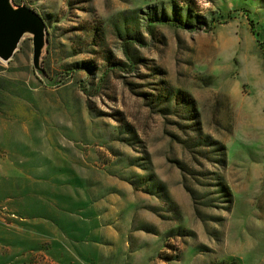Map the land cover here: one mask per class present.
<instances>
[{
	"label": "rangeland",
	"instance_id": "374dc122",
	"mask_svg": "<svg viewBox=\"0 0 264 264\" xmlns=\"http://www.w3.org/2000/svg\"><path fill=\"white\" fill-rule=\"evenodd\" d=\"M11 3L0 264H264V0Z\"/></svg>",
	"mask_w": 264,
	"mask_h": 264
},
{
	"label": "water",
	"instance_id": "95a60500",
	"mask_svg": "<svg viewBox=\"0 0 264 264\" xmlns=\"http://www.w3.org/2000/svg\"><path fill=\"white\" fill-rule=\"evenodd\" d=\"M11 0H0V60L12 57L18 42L25 33L33 36L32 65L39 69V59L47 41L46 22L36 11L26 6L12 7Z\"/></svg>",
	"mask_w": 264,
	"mask_h": 264
},
{
	"label": "crops",
	"instance_id": "0c3cea01",
	"mask_svg": "<svg viewBox=\"0 0 264 264\" xmlns=\"http://www.w3.org/2000/svg\"><path fill=\"white\" fill-rule=\"evenodd\" d=\"M0 227H1L0 231L3 230V226H2V224H1V222H0Z\"/></svg>",
	"mask_w": 264,
	"mask_h": 264
}]
</instances>
